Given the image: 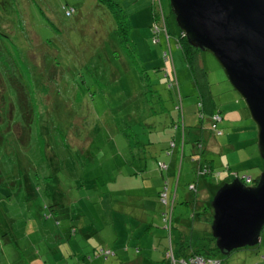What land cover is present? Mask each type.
<instances>
[{
    "label": "rangeland",
    "instance_id": "rangeland-1",
    "mask_svg": "<svg viewBox=\"0 0 264 264\" xmlns=\"http://www.w3.org/2000/svg\"><path fill=\"white\" fill-rule=\"evenodd\" d=\"M113 1L120 8L119 23L96 0H0V33H17V41L9 47L0 38L1 68L8 80H25L32 113L30 131L23 143L5 149L6 134L0 135V264H179L173 262L178 253L185 255L200 245H213L207 233L189 229L187 222L193 211L184 202L188 185H196L191 176L194 166L187 156L193 145L188 142L192 135L199 138L195 128L198 97L192 83L187 82L188 67L181 50L173 44V35L167 47L162 33L150 31L153 0ZM159 4L167 28H176L168 0H159ZM63 7H72L73 14L65 16ZM153 35L157 41L151 40ZM194 66L200 87L207 86L221 110L217 126L222 131L215 138L231 144L220 153L205 151V155L213 158L218 179L222 180L226 172L221 167L239 162L230 166L237 173L235 177L247 175L252 178L250 184L254 183L261 169L245 164H255V129L241 99L210 54L196 51ZM166 70L169 77L175 78V87L167 82ZM88 71L96 74V88L103 85L104 75L112 74L124 97L133 96L130 91L137 73L151 77L159 92L169 85L174 91L175 106L169 112L174 123L166 120L164 127L155 124L157 130L153 131L144 121L162 119L156 116L161 112H144L141 120H129L131 131L125 130V137L120 132L122 126L118 131L111 127L122 111L113 103L105 106L100 93L89 90L85 96L93 112L85 124L96 127L88 134L93 139L88 156V143H82L83 128L79 126L75 137L73 126L77 117L83 118L75 112L77 99L73 92L84 91L93 82ZM1 78V85H6L5 78ZM4 91L2 112L8 113L6 123L13 124L18 121L15 115L20 108L13 89ZM132 131L141 132L143 138ZM181 134L185 135L184 153L179 159L176 149ZM75 138L79 145L73 144ZM125 138L133 142L147 140L151 146H146L138 160L130 158L126 163L122 149L124 143L126 147ZM165 147L175 149L173 158L172 153L164 154ZM112 148H117L115 153ZM169 158L174 176L179 174L175 197H171L172 190L162 203L158 192L157 202L149 204V181L154 178L152 187L156 190L154 183L159 181L161 185L169 180L167 170L171 168H164ZM199 185L200 195L210 194V185L201 181ZM141 197L143 209L139 210ZM210 207H206L209 212ZM168 221L170 229L166 227ZM100 248L108 249L99 253ZM219 258L222 264H264V225L257 244L219 254Z\"/></svg>",
    "mask_w": 264,
    "mask_h": 264
},
{
    "label": "water",
    "instance_id": "water-1",
    "mask_svg": "<svg viewBox=\"0 0 264 264\" xmlns=\"http://www.w3.org/2000/svg\"><path fill=\"white\" fill-rule=\"evenodd\" d=\"M186 42L207 52L241 99L262 161L255 183L239 178L214 192L211 236L222 253L258 243L264 225V0H168Z\"/></svg>",
    "mask_w": 264,
    "mask_h": 264
},
{
    "label": "trees",
    "instance_id": "trees-1",
    "mask_svg": "<svg viewBox=\"0 0 264 264\" xmlns=\"http://www.w3.org/2000/svg\"><path fill=\"white\" fill-rule=\"evenodd\" d=\"M99 3L104 4L108 10L111 12L113 19L116 21V23H119L120 17H121V12H120V8L118 7V5L116 4L115 1L113 0H96ZM63 11L65 16H70L73 14L74 9L72 7H63ZM151 23H150V31L157 33L160 32L159 34L161 35V33L165 36V41H166V46L169 47V43L168 41H170V36H172L173 38V44L175 47L179 48L181 50V53L183 55L184 58V63L185 65L188 67V70L190 72L189 75V79L192 83V86L195 88L196 92H197V97L198 99L195 102L196 105V115H197V124L195 125L198 133H199V138H197V135L194 136L193 140L188 142V143H192L193 148H191V151L189 152V154L187 155L189 157V160L191 162V165L194 166V170H193V178H195V182L196 185H188L187 191L188 193H190L191 196V201L193 203L196 204V202L198 201L199 198V192L197 189V181L198 178L201 179H207L209 178V176H211L212 180L210 181L209 179L205 181V184L210 185L209 188H211L210 194H208V199H207V204L205 206L204 203H201V207L200 212L203 211L204 209H207L206 207H210V199L211 196L213 195V193L216 191V189L224 182L231 180V178H233L234 176H236L237 173H233V171H231L230 168H228L227 165H224V167H222V170H225L226 172L224 173V177L222 180L218 179V174H216L215 170H212L210 167H208L206 164H201L200 160L203 157V153L205 151L206 148V142L209 139H214L216 137V134H221L222 129L220 126L218 127V123H220L221 121V110L219 109V107L214 103V99H213V95L211 94V92L209 91V89L207 88V86H203L200 87V83L197 81L196 78V74H195V66H194V59H195V53L196 51H199L197 48H194L192 46H190L184 36L182 35L181 31L176 27L172 30H169L167 28V23H166V19L162 13L160 4L156 5L154 3L151 4ZM121 25H119L120 27ZM153 26H154V30H153ZM15 29V28H14ZM13 35H11L10 33H6V32H2L0 33V38H3L6 41V45H8L9 47V43H14V40L17 41L16 37H17V33L15 32V30L12 31ZM26 32H27V28H26ZM171 34V35H170ZM152 35V34H151ZM154 36V35H153ZM151 37L152 41H157L156 37ZM2 41V40H1ZM4 51V50H3ZM4 53H6L4 51ZM3 54V53H2ZM4 55V54H3ZM164 56H166V51L163 54ZM7 59L8 56L4 55ZM3 63V58H2V62L0 59V135L5 133L7 140L5 141V149L10 147V144H16L18 142L23 143L24 141V137L29 133L30 129H29V122L32 118V113H31V109L29 108L28 104H30L29 99H31L29 97L28 94H26L25 88L27 87L25 84V80L23 81H12V80H8L5 78L6 73H5V69L4 71L1 68V65ZM89 73V77H92L93 82L87 86L86 90H75L73 92V96L75 97L76 102L77 103V107L75 109L76 114L81 113V115L83 116V118L80 117H75V124L73 126H75V131H74V136L77 137L78 135V130L80 129L79 126H81L82 129V143H88V150L86 149L87 155L90 154L89 150L90 148H92L91 143L93 139H89L88 134H92L94 132V128L96 127H90V126H86V119L89 117V115L93 112L91 106L88 104V97L85 96V93H87L89 90H97V94L100 93L101 97H103V101L105 102V106H109L111 103H113L116 107L117 110L119 109V111H122L121 113H123V115H120L118 117H116V119H113V126L115 130H119L120 126H122L123 128L120 129L121 134H123L126 137V132L125 130H127V132L131 131L130 128V123L129 120H131L132 118H135L136 121L141 120V115L142 113L146 112L147 115L149 114H158L156 116H162V119H150L148 122L144 121V125L149 127V129H153V131H156V125L155 124H159L161 127L165 126V121L169 120L170 122L172 121V123H174L173 121V117L169 116V112L172 106H175V101L173 98L172 93H174V91L170 90L171 88H169V85H166V91L163 92H159V90L157 89V84L153 82V80H151V77H148L146 74H138L135 76L134 80V88L132 89V91H130L133 96L132 97H124V94H119L120 90L119 87L117 85V83L115 82L113 75L109 74L107 76L104 75V83L102 86L100 87H94L93 83H97L98 80H96V74L94 72ZM167 74V78H171V76H168L167 71L165 72ZM166 76V75H165ZM4 77L6 83V85L2 86L1 85V80L3 81ZM167 79V82L171 84V87H175V78H171L170 80ZM27 80V79H26ZM11 81V82H10ZM103 81V80H102ZM12 83V84H10ZM10 85V86H9ZM30 85V84H29ZM5 87V89H4ZM13 89V92L15 93V97H16V102H17V106L18 108H20V112H18L17 115H15V118H18L17 122H14L13 124H9L6 123V120H8V113L7 111H5V113L2 112V107H5V103L6 100L5 98V91L6 89ZM101 88V90H100ZM91 95V93L89 94ZM216 97V96H215ZM97 103V102H96ZM11 106V102L8 104V107ZM102 108V107H101ZM137 114V115H136ZM182 117V112L179 113ZM91 116V115H90ZM137 116V117H135ZM20 123V124H19ZM169 123V122H168ZM85 128L87 131H85ZM98 128H99V124H98ZM212 130V132H211ZM84 132H87L86 134H84ZM145 132H150V130H147ZM209 132V133H208ZM133 135L135 136H139L142 137V133L141 132H134L132 131ZM204 134V135H203ZM203 136L205 137V141L202 143V138ZM143 138V137H142ZM184 135L181 134V139L182 141L184 140ZM86 139V141H85ZM75 143L73 144H77L79 145V142L76 140V138L74 139ZM81 140V139H80ZM126 141V147H125V143H124V148L123 149V153H124V159L126 163H129L130 161H128L127 159H132L133 160H138V155H140L141 153H144L146 146L150 145L151 143H149L146 139V143L144 141H139L137 142V140H135V142H133L130 139H124ZM1 142V140H0ZM206 143V144H205ZM67 144V143H66ZM174 144V143H173ZM151 146V145H150ZM175 146V144H174ZM172 145V147H174ZM170 149L173 151L172 148H168V150L166 151V155L169 156L170 153H172L170 151ZM117 150V148H112V152L115 153V151ZM96 152H99V150H95ZM112 153V154H113ZM182 152L180 151L179 153V159L181 156ZM89 156V155H88ZM89 159H91L90 157H88ZM131 161V162H132ZM162 165L164 166L165 164L162 163ZM201 167V169H200ZM160 168V166H159ZM164 168L167 169V167L164 166ZM227 171H230V173H228ZM218 172V171H217ZM160 175L161 171H159ZM219 173V172H218ZM205 175H208V177H205ZM247 176V175H246ZM243 178L245 176H242ZM243 178H241L240 180L243 181ZM249 180L250 182L252 181V178L249 176ZM257 178L254 180V183L256 182ZM249 182V184H250ZM167 183V180H164L161 182V187L159 189V193L161 191H164V189H166L165 185ZM203 183V182H202ZM204 184V183H203ZM166 194V192H165ZM185 203L188 202V200L185 198ZM189 203V202H188ZM171 205V204H170ZM209 205V206H208ZM199 212H197V215H193L194 217L197 218ZM212 209L210 207V212H209V218H208V229L207 230H203V233H207L208 235V239L211 240L213 242L212 246H199L196 247L190 251H188L185 255H180L179 253L177 254L178 258L173 260L176 261L178 263V261L180 260L179 257L186 261L187 259L192 258L193 256H200V257H206V258H210V259H214L216 260L217 264H222V260L221 258H219V254H227V253H222L218 247L215 246V240L214 238L211 236L210 233V227H211V222H212ZM190 224L192 223L193 218L189 219ZM189 223V222H188ZM190 224H188V226H190ZM171 221H168V225L166 227H168L169 229L171 228ZM190 230H194L192 228H189ZM205 231V232H204ZM71 232H74V229H71ZM247 246V245H246ZM100 249H108V248H100ZM237 249V248H235ZM172 250V249H171ZM233 250V249H232ZM170 251V250H169ZM173 251V250H172ZM171 252V251H170ZM100 253V252H99ZM172 254L174 255V253L172 252ZM168 255V254H167ZM170 255V254H169ZM263 258V257H262ZM163 264H170L168 261H164Z\"/></svg>",
    "mask_w": 264,
    "mask_h": 264
},
{
    "label": "crops",
    "instance_id": "crops-1",
    "mask_svg": "<svg viewBox=\"0 0 264 264\" xmlns=\"http://www.w3.org/2000/svg\"><path fill=\"white\" fill-rule=\"evenodd\" d=\"M167 71V70H166ZM188 79H189V77H188ZM188 83L190 82L191 83V81H190V79H189V81H187ZM186 85V84H185ZM179 102H180V100H179ZM177 108H179L178 106H177ZM180 110H181V108H180ZM181 112H182V110H181ZM183 115V114H182ZM169 116H171V115H169ZM181 121L183 122V119H182V117H181ZM173 124V123H172ZM176 126H178V124H176ZM164 131H166V130H164ZM183 131V130H182ZM184 132V131H183ZM174 134H177V131L176 132H173ZM189 134V133H188ZM187 134V135H188ZM147 136H149V135H147ZM195 136V135H194ZM194 136L192 135V137H190V138H194ZM184 138H185V135H184ZM187 138V140H189V137L187 136L186 137ZM192 139L190 140V141H192ZM180 140H181V142H179V146H178V149H176V152H179L180 153V151L182 152V155H183V153H184V151H183V149H184V140L182 141V139L180 138ZM175 141V140H174ZM155 142V141H154ZM208 142H209V144H208ZM208 142H207V146H206V148H205V151L207 152V153H213V155L214 154H217V153H220L221 151H223V149L225 148V147H227V145H231L230 143H227V142H220V141H218V140H216V138H214V139H209L208 140ZM254 144H255V138H254ZM153 147H151V149H152ZM168 148L169 147H165L164 149V154L166 155V151L168 150ZM174 148H175V146H174ZM256 148V147H255ZM205 151H204V153H203V157H202V159L200 160V163L201 164H206L208 167H210L212 170H215V165H214V160H213V158L212 157H207V155H205ZM239 151H240V149L236 152L237 153V155H239ZM174 153H175V149H173V151H172V158H173V155H174ZM256 153H257V151H256ZM210 156V155H209ZM252 156V158H254V156L253 155H251ZM254 160H255V164L254 165H250L249 163H246L245 164V166L246 167H249V166H257V167H259L260 169H261V163H262V161H261V159L259 158V156H258V154H257V157L255 156V158H254ZM168 167H167V169H169V168H171L170 169V172H168V170H167V173H168V175H169V180H167V183H166V185H165V187H166V193H167V195H168V197H169V193L170 192H172V190H173V192H172V194H171V197L172 196H174L175 197V193H176V190H177V184H176V182L179 180L178 178H179V174L176 176H174V168H173V164H172V160L169 158L168 159ZM239 163V162H238ZM238 163H234L233 165H229L228 163H226L225 165H227L228 166V168H230V166H232V167H234V166H236V165H238ZM222 168V167H221ZM233 171H235V170H233ZM160 174V173H159ZM163 175V174H162ZM162 175H160L159 177L161 178L162 177ZM193 175V172H192V174H191V176ZM157 177V176H156ZM152 179H154V178H151L150 179V181H149V185H148V189H147V192H146V194H147V199L149 200V204H152L153 202H157V200H156V195L158 194V191H159V187H161V185H160V182L159 181H157V179H156V181H157V183H154L155 185H154V187H156L157 189L156 190H154L153 189V187H152ZM209 180L211 179L212 180V178H211V176H209V178H208ZM208 179H201V180H199L198 179V181H197V189L202 193V191H201V187H200V185H199V181H201V183L203 182L204 184H205V181L206 180H208ZM210 180V181H211ZM168 182L170 183V187H169V185H168ZM168 188H169V191H168ZM191 194L190 193H185V198L188 200V202H189V207L191 208V213H192V211H193V213H192V215L190 214L189 215V219L190 218H193V220L194 221H192V223L190 224V223H188V224H190V227L192 228V229H194V231H203V230H207L208 229V226H207V224H204L203 223V219L205 220V221H207L208 220V218H209V211H208V209H204L203 211H201L200 212V210H202V209H200V207H201V203L200 202H202V203H204L205 204V206H206V204H207V199H208V194H205V195H200V193H199V198H198V201L196 202V204L195 203H193L192 201H191ZM153 197H154V199H153ZM143 201V198L141 197L140 198V201H139V203H140V207L139 208H137V209H143V204L141 203ZM171 204V203H170ZM147 209V208H146ZM199 212V216H197V218L196 217H194L193 215H197V212ZM153 222V220H151V224H153L152 223ZM173 251H174V249H173Z\"/></svg>",
    "mask_w": 264,
    "mask_h": 264
},
{
    "label": "built area",
    "instance_id": "built-area-1",
    "mask_svg": "<svg viewBox=\"0 0 264 264\" xmlns=\"http://www.w3.org/2000/svg\"><path fill=\"white\" fill-rule=\"evenodd\" d=\"M153 3L156 5H159V0H153ZM153 30H154V26H153ZM249 179H250L249 176H245L243 178V183L248 184L250 182ZM159 198H160V201L164 203V201L166 200V194L164 191H161L159 193ZM101 250L102 249H99L98 251L101 253ZM105 251L108 252L109 250H105ZM178 263L179 264H217L216 260L214 259H210V258L208 259L206 257H200V256H193L192 258L187 259L186 261L180 259Z\"/></svg>",
    "mask_w": 264,
    "mask_h": 264
},
{
    "label": "bare ground",
    "instance_id": "bare-ground-1",
    "mask_svg": "<svg viewBox=\"0 0 264 264\" xmlns=\"http://www.w3.org/2000/svg\"><path fill=\"white\" fill-rule=\"evenodd\" d=\"M243 178V177H242ZM243 182V181H242Z\"/></svg>",
    "mask_w": 264,
    "mask_h": 264
},
{
    "label": "clouds",
    "instance_id": "clouds-1",
    "mask_svg": "<svg viewBox=\"0 0 264 264\" xmlns=\"http://www.w3.org/2000/svg\"><path fill=\"white\" fill-rule=\"evenodd\" d=\"M249 184V183H248Z\"/></svg>",
    "mask_w": 264,
    "mask_h": 264
}]
</instances>
